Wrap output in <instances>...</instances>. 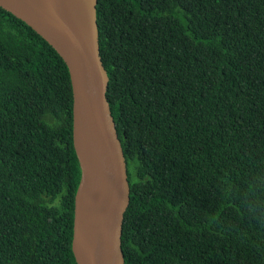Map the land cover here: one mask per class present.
Here are the masks:
<instances>
[{"label":"trees","instance_id":"1","mask_svg":"<svg viewBox=\"0 0 264 264\" xmlns=\"http://www.w3.org/2000/svg\"><path fill=\"white\" fill-rule=\"evenodd\" d=\"M130 202L125 264H264V0H98ZM68 68L0 7V264H77Z\"/></svg>","mask_w":264,"mask_h":264},{"label":"water","instance_id":"2","mask_svg":"<svg viewBox=\"0 0 264 264\" xmlns=\"http://www.w3.org/2000/svg\"><path fill=\"white\" fill-rule=\"evenodd\" d=\"M98 0H0L64 60L73 93V143L81 168L72 251L77 264H125L124 214L130 202L127 165L100 55Z\"/></svg>","mask_w":264,"mask_h":264}]
</instances>
